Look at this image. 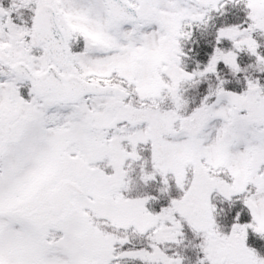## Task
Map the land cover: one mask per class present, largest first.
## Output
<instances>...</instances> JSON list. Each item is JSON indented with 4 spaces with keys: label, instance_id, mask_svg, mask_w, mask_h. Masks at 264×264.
I'll return each instance as SVG.
<instances>
[{
    "label": "snow or ice",
    "instance_id": "obj_1",
    "mask_svg": "<svg viewBox=\"0 0 264 264\" xmlns=\"http://www.w3.org/2000/svg\"><path fill=\"white\" fill-rule=\"evenodd\" d=\"M0 264H264V0H0Z\"/></svg>",
    "mask_w": 264,
    "mask_h": 264
}]
</instances>
